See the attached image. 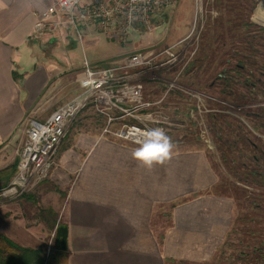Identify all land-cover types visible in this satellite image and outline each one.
<instances>
[{"label": "crops", "instance_id": "0c3cea01", "mask_svg": "<svg viewBox=\"0 0 264 264\" xmlns=\"http://www.w3.org/2000/svg\"><path fill=\"white\" fill-rule=\"evenodd\" d=\"M53 1L0 0V169L17 159L27 121L44 119L64 103L71 89L66 72L56 76L57 64L41 63L42 46L55 45L67 29L33 36L37 15ZM173 3L160 15L168 14ZM95 29L84 30L90 35ZM14 74L20 77L16 80ZM77 85L75 93L79 80ZM144 87V97L150 99ZM80 114V121L65 132L49 176L39 185L41 201H50L53 218L28 219L23 195L0 204V232L19 246L38 248L45 245L48 232L64 224V257L52 264L208 261L225 238L234 206L231 198L209 192L218 174L206 151L178 146L169 160L148 169L132 157L138 145L101 134L104 116ZM117 121L111 126L117 127ZM177 199L182 201L169 208ZM156 219L165 225L159 229ZM158 233L163 234L161 240Z\"/></svg>", "mask_w": 264, "mask_h": 264}, {"label": "rangeland", "instance_id": "374dc122", "mask_svg": "<svg viewBox=\"0 0 264 264\" xmlns=\"http://www.w3.org/2000/svg\"><path fill=\"white\" fill-rule=\"evenodd\" d=\"M159 17L155 29L131 32L122 41L106 38L97 28L90 35L88 30H83L79 40L67 29L64 38L56 39L55 45L42 46L41 63L57 64L60 68L57 77L62 72L70 76L67 84L71 89L63 97L65 102L77 90L84 61L93 67H103L119 63L133 52L151 55L187 33L173 47L179 53L174 66L149 70L136 77L146 85V93L153 100L164 94L169 82L176 79L177 84L165 96L169 97L167 102L157 106L166 122L163 130L172 140V150L178 146H194L206 151L225 185L226 195L232 199V217L264 208V157L258 154L264 152V88L251 85L258 78L263 80L264 0L249 3L246 0H174L172 10ZM236 64L243 68H236ZM180 68V76L176 77ZM224 69L226 80L216 79ZM178 84L188 91L178 89ZM197 92L210 98L201 101L200 108L195 105L196 98L190 95ZM217 95L231 103L215 104L213 97ZM80 113L69 127L80 121ZM135 115L120 117L116 120L117 126L123 122L141 124ZM245 135L257 145V150L242 149L239 137ZM256 153L257 159L252 160L251 155ZM39 185L25 194L29 205L26 213L28 219L42 222L45 218L52 219L54 212L50 201H41ZM41 209H51V212ZM155 222L159 229L165 225L160 219ZM238 235L231 232L227 241L238 242ZM52 247L53 234L48 232L44 245L46 256Z\"/></svg>", "mask_w": 264, "mask_h": 264}, {"label": "built area", "instance_id": "2783aa9c", "mask_svg": "<svg viewBox=\"0 0 264 264\" xmlns=\"http://www.w3.org/2000/svg\"><path fill=\"white\" fill-rule=\"evenodd\" d=\"M174 0H54L37 15L33 36L47 35L71 29L81 40L85 28L95 27L106 38L126 40L135 30L151 31L158 24L157 17ZM168 46L151 55L133 52L119 63L105 67H93L83 62V75L79 79V91L59 105L42 120L30 118L25 138L17 152L16 171L11 180L0 187V201L13 200L30 192L44 181L55 162L57 148L73 119L84 109L104 116L101 134L138 145L144 129L164 128V118L157 106L165 98L176 79L169 82L163 96L157 100L144 97V84L138 74L156 68H169L178 61L179 53ZM182 68L175 76L179 77ZM183 92L186 87L179 85ZM196 98V106L202 94L190 93ZM200 108V107H199ZM141 111H144L140 113ZM140 123H121L111 126L122 116H134ZM141 116V117H140ZM162 116V117H161Z\"/></svg>", "mask_w": 264, "mask_h": 264}, {"label": "trees", "instance_id": "16d2710c", "mask_svg": "<svg viewBox=\"0 0 264 264\" xmlns=\"http://www.w3.org/2000/svg\"><path fill=\"white\" fill-rule=\"evenodd\" d=\"M105 66L107 65H103V67ZM19 77L14 74L16 80ZM239 141L242 144V149L246 148L247 152L257 150V145L246 135L240 136ZM235 143L236 141L233 144ZM258 154L259 157H264V152ZM258 154H252L251 159L256 160ZM16 161L17 159L0 169V186H5L13 177L16 171ZM209 192L231 198L226 195L225 185L220 177L210 187ZM181 201V199H177L170 202L169 208L174 207ZM258 208L260 210H252L231 217L225 238L207 262L208 264H264V208ZM41 211L51 212V209H41ZM231 232L239 234V237H237L239 238L238 242L232 244L229 240L227 241ZM157 236L159 240L163 238L162 233H158ZM66 237V226L61 223L58 224L53 233V247L46 256L44 246L38 248L22 247L0 232V264H52V261L56 258L64 257Z\"/></svg>", "mask_w": 264, "mask_h": 264}, {"label": "clouds", "instance_id": "9594fccd", "mask_svg": "<svg viewBox=\"0 0 264 264\" xmlns=\"http://www.w3.org/2000/svg\"><path fill=\"white\" fill-rule=\"evenodd\" d=\"M138 147L132 151V157L145 168L154 164H163L172 155L173 143L162 128L144 129Z\"/></svg>", "mask_w": 264, "mask_h": 264}, {"label": "flooded vegetation", "instance_id": "af4514ba", "mask_svg": "<svg viewBox=\"0 0 264 264\" xmlns=\"http://www.w3.org/2000/svg\"><path fill=\"white\" fill-rule=\"evenodd\" d=\"M246 1H247V0H246ZM235 66H236V68H243V66H241L240 64H236ZM261 75H262L263 80H259V78H258V79H256L255 82L252 81V82H251V85H252V86H255L256 84H258L259 87L264 88V73L261 74ZM225 78H227V74H226V70H225V69L223 70V73H218V74L216 75V79H219V80H220V79H222V80H226ZM220 93H221V92H220ZM200 94H202V93H200ZM206 98L210 99V98L207 97L205 94H202V101H203L204 99H206ZM211 99H212V97H211ZM213 102H214L215 104H217V103H219V104H230V103H231L228 99H225V98H223V97L220 96V95H217V96L213 97Z\"/></svg>", "mask_w": 264, "mask_h": 264}, {"label": "bare ground", "instance_id": "6f19581e", "mask_svg": "<svg viewBox=\"0 0 264 264\" xmlns=\"http://www.w3.org/2000/svg\"><path fill=\"white\" fill-rule=\"evenodd\" d=\"M250 1H253V0H247L248 3H249Z\"/></svg>", "mask_w": 264, "mask_h": 264}]
</instances>
